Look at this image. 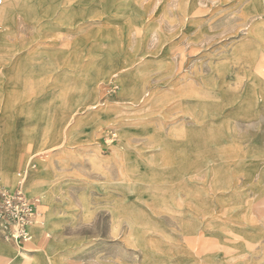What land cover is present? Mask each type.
Listing matches in <instances>:
<instances>
[{"label":"rangeland","instance_id":"obj_1","mask_svg":"<svg viewBox=\"0 0 264 264\" xmlns=\"http://www.w3.org/2000/svg\"><path fill=\"white\" fill-rule=\"evenodd\" d=\"M38 2L0 27V185L43 172L49 233L18 264H264V0Z\"/></svg>","mask_w":264,"mask_h":264},{"label":"crops","instance_id":"obj_2","mask_svg":"<svg viewBox=\"0 0 264 264\" xmlns=\"http://www.w3.org/2000/svg\"><path fill=\"white\" fill-rule=\"evenodd\" d=\"M11 2V3H15L16 1L18 0H4V2ZM30 4L27 5L28 8ZM36 10V13H37V10H40L39 8V2L38 0H36V3L34 5V9L33 11ZM69 19L72 20V17L73 15H69L68 16ZM35 17H33L34 19ZM11 22H13V18L12 16H8L7 15V12H6V4H4L1 8H0V27L3 28V29H8V27H11ZM6 35L9 34L8 31L5 32ZM96 108V107H95ZM30 138V137H29ZM56 133L55 131L52 132V135L49 136L48 138H40L37 142V146H36V149H33V153H36L37 155L35 156H41V154H43L44 151H46L50 146H48V142L49 143H53V144H56ZM28 151H31V149H24V147L21 149V150H17L15 152V150H11L9 152H5V154L2 152V155H0L1 158H3V162L6 164V168H3V169H0V176L1 177H4L6 179H11V176H10V172H13L15 171L16 169H18L20 166H21V163L23 162L24 160V156L27 154ZM7 154V155H6ZM24 155V156H23ZM32 159V158H31ZM29 160L30 163L32 160ZM27 173L28 176H29V179L31 181V189L29 190L28 192V196H33L35 194H40L44 197H46V194L45 193V185H44V182L39 179V176H43V172H41L40 174H36L34 173L33 171H29V170H23V173ZM19 176H22V178H18V181L17 183H19V185H21L20 183V180L23 179V174H20ZM14 181V180H13ZM0 187H8V186H2L0 185ZM34 197V196H33ZM33 232V241L29 244H25L21 247H26V246H29V245H32L35 241V235L36 233L38 234H42L41 237L43 240H47L48 239V230H47V227L44 226V227H37V228H34L32 230ZM55 247V244H47L45 245V248L38 251V254L41 255L44 259H45V264H53V260H52V252H53V249ZM15 248H19V246L9 242V244L5 241H3V239L0 237V263H4L5 264H18L17 262V254H14V249ZM33 252V251H32ZM23 256L26 255L24 253H22ZM7 261V262H6Z\"/></svg>","mask_w":264,"mask_h":264},{"label":"built area","instance_id":"obj_3","mask_svg":"<svg viewBox=\"0 0 264 264\" xmlns=\"http://www.w3.org/2000/svg\"><path fill=\"white\" fill-rule=\"evenodd\" d=\"M40 205L38 196H27L21 187H0V237L17 246L31 243L32 230L45 226Z\"/></svg>","mask_w":264,"mask_h":264},{"label":"bare ground","instance_id":"obj_4","mask_svg":"<svg viewBox=\"0 0 264 264\" xmlns=\"http://www.w3.org/2000/svg\"><path fill=\"white\" fill-rule=\"evenodd\" d=\"M0 161H2L1 159H0ZM2 165V164H1ZM20 175V174H19ZM26 180H28V177H27V175H24V177H23V179H21L20 180V182L22 181V182H24V184L27 182ZM21 187V186H20ZM22 190V189H21ZM23 191V190H22Z\"/></svg>","mask_w":264,"mask_h":264}]
</instances>
